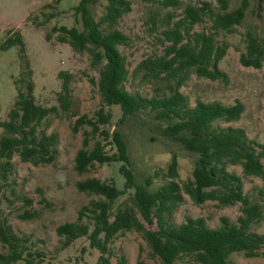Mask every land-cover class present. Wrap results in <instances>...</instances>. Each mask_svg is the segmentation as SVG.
Segmentation results:
<instances>
[{"label":"trees","instance_id":"16d2710c","mask_svg":"<svg viewBox=\"0 0 264 264\" xmlns=\"http://www.w3.org/2000/svg\"><path fill=\"white\" fill-rule=\"evenodd\" d=\"M93 1L80 0L74 7L80 14L81 28L76 24H61L52 29L57 31L59 41L69 43L77 52L86 51L90 55V64L97 67L98 73L100 106L93 116L81 114L72 124L74 131L84 124L91 126V130H83L82 144L74 155V168L83 172L95 162L119 163L122 185L114 178L96 176L76 180L77 189L92 194V197L78 208L73 220L56 226L59 247H67L76 238L85 236L89 246L98 251L94 264H113L111 242L117 233L134 229L141 233L160 264H176L184 255H188L193 264H230L229 255L234 251H242L247 256H264V249H261L264 233L251 228L252 223L263 217V204L253 201L244 192L242 175L228 168L238 164L243 175L264 177V142L250 138L242 126L218 123L240 117L244 109L240 100L225 104L216 99L196 98L190 103L179 89L191 69L213 79L225 76L218 62L226 45L216 43L215 31L192 30V27L208 15L215 30H231L243 18L244 4L222 12H214L207 2L186 4L183 15L170 31L164 30L163 35L170 42L164 45L162 52L140 58L130 70L126 55L119 47L126 43V34L115 26L127 1L107 0L106 11L98 19L91 14L87 4ZM169 1L177 3V0ZM256 1L260 9L263 0ZM53 15L50 12L48 17ZM49 34L46 33V38ZM13 44L19 45L21 70L14 78L15 99L7 118L0 121L3 128L0 133V192L11 181L15 153L33 164L52 162L57 156L58 135L55 131L47 132L46 125L43 126L47 116L57 110V105L36 101L33 71L19 30L8 33L0 46L7 48ZM263 57L264 45L248 33L247 49L240 55L241 62L260 66ZM137 73L157 84L152 88L153 92L145 94L128 88L129 76ZM57 75L61 78L57 99L63 109H68L72 97V73L59 70ZM112 104L121 108L118 123L126 115L140 110L152 111L156 118L163 120V136L196 154L192 178H179L177 153L171 151L166 168L137 180L121 130L101 127L112 116L110 108H106ZM90 131L97 135L91 145ZM156 177L162 181L154 185ZM11 190L15 192L14 188ZM183 192L197 204L208 199L221 204L240 202L241 212L235 221L220 216L219 225L214 227L201 215L187 216L176 223L172 217L183 201ZM22 201L32 203V198L24 197ZM36 214L37 209L25 208L20 216L28 218ZM28 240V236L16 233L10 223L0 221V242L4 246V250H0V264L17 261L63 264L46 260L47 250L27 244ZM81 250L84 252L85 247ZM82 263L86 264L80 254L77 264ZM115 264H127L126 256L120 254Z\"/></svg>","mask_w":264,"mask_h":264},{"label":"rangeland","instance_id":"374dc122","mask_svg":"<svg viewBox=\"0 0 264 264\" xmlns=\"http://www.w3.org/2000/svg\"><path fill=\"white\" fill-rule=\"evenodd\" d=\"M79 1L0 0V44L13 29L22 33L33 71L35 99L45 105H57V110L47 116L43 126L46 125L47 132L55 131L58 135L57 156L52 162L33 164L22 160L16 153L13 155L11 181L0 192V221L10 223L16 233L28 236L27 244L47 250L46 260L63 264H77L80 254L82 262L94 264L98 256V251L89 246L85 236L76 238L67 247H59L56 226L66 220H73L78 208L92 197V194L77 189L76 180L96 176L101 179L114 178L118 180V185H122L119 163L95 162L83 172L74 168V155L82 144L83 130H91V126L84 124L74 131L72 124L81 114L93 116L100 106L101 98L96 83L98 73L97 67L90 64V55L86 51L77 52L69 43L59 41L57 31L52 27L76 24L81 28L80 14L74 10ZM126 1L127 7L115 26L126 34V43L119 47L126 55L130 70L140 58L162 52L164 45L170 42L163 35L164 30L170 31L183 15L186 4L207 2L214 12L244 4L245 14L241 22L234 24L231 30H215L212 18L208 15L192 27V30L215 31L216 43L226 45V51L218 62L225 76L213 79L198 75L191 69L179 89L190 103H194L196 98L216 99L225 104L240 100L244 104L240 117L218 123L242 126L250 138L264 142V57L260 66L243 64L240 60L241 53L247 49L248 33L264 45V0L260 9L256 0H177V3L169 0ZM87 4L91 14L98 19L106 11L107 0H95ZM50 12L54 14L52 17H48ZM47 32L50 33L49 38H46ZM20 70L19 45L13 44L7 48L0 46V121L7 118V112L15 99L14 78ZM59 70L72 73V97L68 109H63L57 99L61 88V78L57 75ZM156 85L151 80L143 79L141 73L129 76L127 80L129 89L145 94L153 92L152 88ZM106 108H110L112 116L101 127L109 128L110 131L114 128L121 130L137 180H142L146 174L160 168H166L171 151L177 153L179 178H192L196 154L164 137L161 128L165 122L156 118L152 111L140 110L128 114L118 123L120 106L112 104ZM2 129L0 125V133ZM90 132L91 145L97 135L94 131ZM228 168L242 175L244 192L264 207V177L243 175L238 164H231ZM161 181V178L156 177L154 185ZM11 188H14V193ZM24 197L32 198V203H23ZM46 201L49 205H44ZM25 208H35L37 214L28 218L20 216ZM240 212V202L221 204L217 200L208 199L197 204L183 192V201L174 211L172 221L178 223L187 216L201 215L208 225L214 227L219 225L220 216L225 215L235 221ZM251 228L264 233V213L259 221L252 223ZM82 247H85L84 252H81ZM111 248L113 264L120 254L126 256L127 264H160V260L151 254L141 233L134 229L117 233ZM261 249H264V245ZM0 250H4L1 242ZM229 260L230 264H264L262 254L247 256L242 251L231 252ZM15 264L24 263L17 261ZM176 264H193V261L184 255Z\"/></svg>","mask_w":264,"mask_h":264}]
</instances>
